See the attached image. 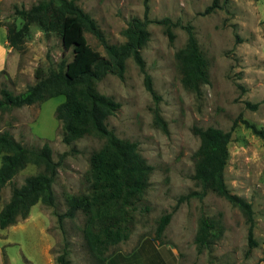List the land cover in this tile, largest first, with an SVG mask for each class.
<instances>
[{"label": "rangeland", "instance_id": "obj_1", "mask_svg": "<svg viewBox=\"0 0 264 264\" xmlns=\"http://www.w3.org/2000/svg\"><path fill=\"white\" fill-rule=\"evenodd\" d=\"M40 0H0V26L23 21L15 7L31 8ZM98 24L110 44L125 42L124 31L132 18L151 20L150 40L142 50L145 70L158 96L147 90L145 76L132 59L127 61L124 79L108 75L98 91L122 107L107 125L122 139L137 142L141 155L153 167L146 194L149 212L137 211L134 230L126 242L110 247L104 264H260L264 261V140L252 127L264 129V0H76ZM170 19L175 40L170 42L164 25ZM191 25L210 64V84L202 95L186 90L176 62V53L187 42L183 26ZM90 46L106 56L102 44L86 33ZM0 42V48H2ZM15 50L18 68L15 77L2 89L18 95L37 82L38 69L48 72L63 58L72 60L60 36L36 24L29 28L23 48ZM5 73V72H4ZM13 74V72H12ZM3 75V74H2ZM1 99V93H0ZM65 97L58 96L22 108L0 109V132L11 134L29 149L48 143L53 159L60 161L53 186V207L35 205L26 219L15 227L0 229L5 238V264H58L57 257L68 251L70 264H98L84 239L86 216L73 220L59 216L68 201L87 193L90 158L105 140L84 137L67 145L56 109ZM159 113L166 128L155 123ZM219 128L231 132L225 178L229 190L252 205L258 247L248 254L249 224L242 211L226 199L208 191L203 197L191 196L202 189L194 180V155L200 138L194 128ZM2 157L0 156V167ZM42 169L29 165L2 191V208L12 189ZM189 196V198H188ZM168 213L172 219L158 237V221ZM217 227L208 249L198 252L195 238L202 217Z\"/></svg>", "mask_w": 264, "mask_h": 264}, {"label": "trees", "instance_id": "obj_2", "mask_svg": "<svg viewBox=\"0 0 264 264\" xmlns=\"http://www.w3.org/2000/svg\"><path fill=\"white\" fill-rule=\"evenodd\" d=\"M218 6V0L206 12ZM15 15L23 21L21 28L8 25L7 39L13 49L21 50L24 38L31 25L36 24L47 32L57 33L65 51H71L72 60L63 58L52 64L47 73L36 71L37 82L24 92L14 95L1 90L0 109L22 108L64 96L65 101L56 109V118L62 123L63 142L72 144L87 136L104 139L103 146L90 158V182L87 193L71 198L63 215L75 219L78 213L86 216L84 239L89 252L104 264L110 247L126 242L135 226L137 211L149 212L146 194L150 186L153 167L141 155L139 145L119 138L109 129L107 121L122 107L120 102L101 94L97 85L108 75L124 79L127 61L132 59L146 74L142 50L151 34V20L146 13L144 19L132 18L124 31L125 42L110 44L97 22L85 12L76 0H40L31 8L15 7ZM165 26L171 43L175 40L173 23L166 18L158 22ZM264 29V20L262 21ZM187 32L185 46L176 53V62L181 83L186 90L202 95V88L210 84V64L201 50L191 25L183 26ZM86 33L92 34L102 44L106 56L94 50L87 41ZM147 90L158 99L151 77L146 74ZM155 123L166 128L159 110L154 112ZM254 133L264 140V129L252 127ZM200 138V146L194 155V180L201 193L191 196L203 197L212 191L231 205L239 208L249 224L248 254L258 247L255 238V220L252 205L244 198L233 194L226 183L225 169L229 159V144L232 133L219 128H194ZM0 205L3 189L29 165L42 170L25 178L21 186L12 189L10 200L0 212V229L15 225L19 219L28 218L31 209L42 203L53 207L56 202L53 186L56 182L60 161L53 159L48 143L39 149H29L7 132H0ZM189 198V196H188ZM172 213L163 215L158 221V237H161L172 219ZM216 223L205 216L198 222L195 238L198 252L208 249L215 236ZM68 251L57 257L58 264H70ZM264 262V261H263Z\"/></svg>", "mask_w": 264, "mask_h": 264}, {"label": "crops", "instance_id": "obj_3", "mask_svg": "<svg viewBox=\"0 0 264 264\" xmlns=\"http://www.w3.org/2000/svg\"><path fill=\"white\" fill-rule=\"evenodd\" d=\"M7 34L8 28L5 26H0V42L3 43L2 48H0V93L3 83L8 81L10 77H15L18 68L17 54L15 53V50L10 46L7 39ZM1 210L2 208H0V212ZM12 227L15 226H11L9 228ZM6 241L7 240L5 238L3 239L0 237V264H5V260L7 258L4 248ZM260 264H264V262Z\"/></svg>", "mask_w": 264, "mask_h": 264}]
</instances>
